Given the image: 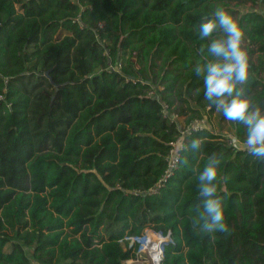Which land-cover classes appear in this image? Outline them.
<instances>
[{
    "label": "trees",
    "instance_id": "1",
    "mask_svg": "<svg viewBox=\"0 0 264 264\" xmlns=\"http://www.w3.org/2000/svg\"><path fill=\"white\" fill-rule=\"evenodd\" d=\"M217 7L245 32L264 110V0H0V264H125V236L147 227L170 232L160 264H264V161L245 145L192 130L187 164L149 191L179 127L216 109L194 69ZM213 154L229 231L205 234L192 222Z\"/></svg>",
    "mask_w": 264,
    "mask_h": 264
},
{
    "label": "clouds",
    "instance_id": "2",
    "mask_svg": "<svg viewBox=\"0 0 264 264\" xmlns=\"http://www.w3.org/2000/svg\"><path fill=\"white\" fill-rule=\"evenodd\" d=\"M199 35L208 39V57L195 66L197 75L203 78L205 99L231 122L246 130L243 141L246 151L254 158L264 161V110L255 105L246 94L249 80V57L244 47L245 32L239 22L224 8L217 7L210 17H204L199 25ZM201 53L204 49L201 48ZM234 143L236 137L231 138ZM183 139L176 144L174 159L187 164L182 156ZM193 149H200L199 138L192 141ZM221 160L213 154L208 157L203 170L198 174L199 206L192 222L205 234L227 233L229 226L225 216L224 197L219 194L218 174Z\"/></svg>",
    "mask_w": 264,
    "mask_h": 264
},
{
    "label": "built area",
    "instance_id": "3",
    "mask_svg": "<svg viewBox=\"0 0 264 264\" xmlns=\"http://www.w3.org/2000/svg\"><path fill=\"white\" fill-rule=\"evenodd\" d=\"M120 65L119 62L116 63ZM149 93H153L150 91ZM166 106V105H165ZM174 116V114H172ZM201 118H194L191 121L184 123L182 127H179L180 133L177 138L170 141V148L166 154V169L163 177L159 182L149 188V191H156V188L162 183L164 177L169 175L173 168L176 167L179 156L174 159L176 144L179 143L181 139L184 142V136L190 133L192 130L202 129L207 126L201 123ZM240 145L244 146V143L240 141ZM184 146V143H183ZM126 239L129 240V245L134 246L136 255L132 258L124 260L125 264H133L136 261H140V264H160L163 256L164 244L168 241H172L169 231H161L152 228H145L141 234L138 235H127ZM142 256V257H141Z\"/></svg>",
    "mask_w": 264,
    "mask_h": 264
},
{
    "label": "rangeland",
    "instance_id": "4",
    "mask_svg": "<svg viewBox=\"0 0 264 264\" xmlns=\"http://www.w3.org/2000/svg\"><path fill=\"white\" fill-rule=\"evenodd\" d=\"M200 121L202 124L207 125V127H209L212 131H214L216 133H220L226 138L231 139L232 137H235V129L233 128L232 122L226 120L223 117V114L221 112L217 111L216 109L214 111L210 112L209 115H207L206 112H204V115ZM180 122L181 123L183 122L182 117L180 119ZM235 144L240 145L239 139H237V142ZM28 252H29V250H28ZM33 262L35 264H38L36 261H34V259H33ZM80 264H82V263H80ZM133 264H140V261H136Z\"/></svg>",
    "mask_w": 264,
    "mask_h": 264
}]
</instances>
